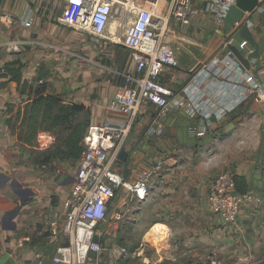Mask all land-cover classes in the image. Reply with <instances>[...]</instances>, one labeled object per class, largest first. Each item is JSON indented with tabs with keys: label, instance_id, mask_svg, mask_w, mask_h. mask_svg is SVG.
<instances>
[{
	"label": "crops",
	"instance_id": "1",
	"mask_svg": "<svg viewBox=\"0 0 264 264\" xmlns=\"http://www.w3.org/2000/svg\"><path fill=\"white\" fill-rule=\"evenodd\" d=\"M64 8L65 0H0V264H26L36 253H42V264H57L52 259L57 241L51 238L50 229L65 216L64 201L77 171L76 166L75 171L67 170L62 175L34 173L30 149L16 141L5 123L8 105H18L26 97L18 91V82L9 69L18 70L30 82L40 71L51 93L88 109L77 115L81 120L88 117V124L127 119V114L110 110L108 105L122 84L121 73L129 66V50L108 40L107 35L94 37L63 24L60 15ZM24 14H29L31 23L24 22ZM200 16L211 21L214 30L208 24L202 28L197 14L188 25L179 26L181 30L177 27L176 65L159 76L175 93L195 65L228 54L226 37L232 29L217 31L209 14ZM246 18L264 61V12L247 13ZM192 27H201V33L190 35ZM192 47L198 49V58ZM249 73L256 75L253 69ZM172 99L184 102L182 94ZM174 105L162 111L147 103L140 110L125 145L127 159L118 163L130 181L150 163L167 157L174 149V139L181 145L197 146L191 140L185 142L183 129L187 126L194 136L199 120L188 114L184 104L178 109ZM156 120L164 125L162 135L147 131ZM208 127L213 135L211 142L220 131L227 134L222 144L231 151L225 157L231 159L230 163L225 160L217 168L228 167L236 191L251 192L260 201L243 205L235 223L219 218L218 227L213 222L200 225L198 210L204 202L208 208V188L192 175L168 171L155 177L143 200L126 188L118 191L95 236L105 250L91 263L122 264L129 252L133 227H146L161 245L162 239L166 241V247L159 250L153 244L145 245L144 264H215L216 244L221 248L222 262L264 261V100L248 99L223 119H211ZM237 141L238 146L250 151L248 160L240 165L232 162Z\"/></svg>",
	"mask_w": 264,
	"mask_h": 264
},
{
	"label": "built area",
	"instance_id": "2",
	"mask_svg": "<svg viewBox=\"0 0 264 264\" xmlns=\"http://www.w3.org/2000/svg\"><path fill=\"white\" fill-rule=\"evenodd\" d=\"M235 2L144 0L141 6L136 0H65L60 15L63 24L94 37L107 34L108 40L129 50V66L121 73L122 84L108 105L110 110L127 114V119L124 122L105 119L87 128L83 137L84 153L64 201L65 216L50 229L51 238L57 241L52 257L55 263L101 264L90 260L105 250L95 236L100 223L107 219L110 202L122 188L143 200L155 177L165 173L161 160L141 169L133 181L116 169L119 151L125 148L145 104H153L162 111L168 110L172 103L177 109L184 104L188 114L199 120L193 133L195 138L202 139L210 134L211 119H223L248 99L264 100V88L257 76L243 69L229 54L195 65L176 93L159 79L165 69L176 65L177 27L189 24L202 9L211 16L216 30L221 31L228 10ZM262 12L264 0H258L250 13ZM22 18L25 23H31L29 14ZM113 18L115 30L111 32ZM175 94H182L184 102H175L172 99ZM147 131L151 135H162L165 128L156 120ZM253 201L259 202L260 197L236 191L233 175L226 171L219 173L208 187V208L226 223H235L241 207ZM41 259L42 253H36L26 264H42Z\"/></svg>",
	"mask_w": 264,
	"mask_h": 264
},
{
	"label": "rangeland",
	"instance_id": "3",
	"mask_svg": "<svg viewBox=\"0 0 264 264\" xmlns=\"http://www.w3.org/2000/svg\"><path fill=\"white\" fill-rule=\"evenodd\" d=\"M136 3H143L144 0H136ZM141 6H144V5ZM116 6V5H114ZM202 9L197 14V20H199L202 28H207L209 25V29L212 30V23L211 21H208L206 18H202L200 15L202 14ZM202 19V20H201ZM114 18L112 19L111 24H113ZM188 25V24H187ZM181 30V27H179ZM201 28V27H200ZM200 28H190L189 34L190 35H196L200 34L201 30ZM201 28V29H202ZM214 30V29H213ZM107 35V34H106ZM196 58L199 57L198 49L196 47H192ZM181 58V56H180ZM203 59H200L202 61ZM179 63V60L177 64ZM176 68V67H175ZM231 130V129H230ZM229 130V131H230ZM65 136V132L60 129H54L49 133H42L40 134L32 143L27 144L25 146V149H30L31 151V160L35 157H40L42 155H45L52 150H54L58 145H61L63 142V138ZM174 136V135H173ZM227 134L225 132L219 133V136L215 139L214 142L208 143L206 145H203L201 147L199 146H190V145H181L180 143H177L176 140H173L174 143V149L172 152L168 154L167 157L161 158L160 160L163 161L165 166V173L170 172L171 170L175 173H186L188 175H192L194 179H196L197 182L204 183L206 187L211 184L213 179L221 172H231L228 167L223 168L219 170L218 164L222 165L224 161L226 160L227 155H231V151L224 149L222 141L225 139H228ZM230 136V135H229ZM229 143V142H226ZM243 143V142H241ZM237 143L234 144V159L232 160L233 164H243L245 163L248 158L250 157V151L249 148H241L238 146ZM227 162L230 163L231 159H227ZM77 160L68 159V160H58L54 163L47 164L46 167H38L34 163V173L35 174H52V175H62L67 172V170H76L77 166ZM172 163V164H169ZM230 165V164H229ZM171 166V167H170ZM172 167H176V169H172ZM116 169L118 172L123 174V170L116 165ZM163 172V173H164ZM164 173V174H165ZM200 176H204V179L202 180ZM198 221L200 225H204L206 222L208 223H214L215 227H218V221H220L219 217L215 214H213L206 206L205 202L202 204L200 203V207L198 210ZM217 216V217H216ZM166 236L165 234L162 235ZM145 243L142 247L140 244ZM153 244L158 250L161 249V246L166 247V241L162 239V244L159 242V238L152 237V233L148 230H146V227L144 229H140L137 227H133L132 231L129 235V252L125 256V258L122 260V264H144L145 260H147L143 253H144V247L145 245ZM221 248L219 245L216 244L215 247V264H225L226 262H222L220 258L221 257ZM109 258V257H108ZM254 264H263L264 261H252ZM226 264H233V263H226Z\"/></svg>",
	"mask_w": 264,
	"mask_h": 264
},
{
	"label": "trees",
	"instance_id": "4",
	"mask_svg": "<svg viewBox=\"0 0 264 264\" xmlns=\"http://www.w3.org/2000/svg\"><path fill=\"white\" fill-rule=\"evenodd\" d=\"M9 72L18 82L20 94L26 96L18 105L7 107L9 116L5 123L16 141L30 144L42 133L60 128L65 132L61 145L40 157L33 156L32 162L38 167H46L58 160L80 159L84 153L83 137L90 124L88 117L81 120L77 115L88 109L82 104L65 102L60 95L51 93L50 84L40 71L31 82L23 79L18 70L9 69Z\"/></svg>",
	"mask_w": 264,
	"mask_h": 264
},
{
	"label": "water",
	"instance_id": "5",
	"mask_svg": "<svg viewBox=\"0 0 264 264\" xmlns=\"http://www.w3.org/2000/svg\"><path fill=\"white\" fill-rule=\"evenodd\" d=\"M258 0H236L225 17L224 31L232 33L226 37V48L229 56L239 62L240 66L247 70H255L257 78L264 83V61L260 59L261 47L256 41L251 29L247 25L246 14L250 13L257 5ZM229 128L226 127V130ZM181 140L182 136L178 135ZM183 138L185 142L191 140L192 144L203 146L213 140L212 135L193 141L194 136L187 130L183 129ZM128 152L122 148L118 154V162L126 161ZM99 229L96 230V234Z\"/></svg>",
	"mask_w": 264,
	"mask_h": 264
},
{
	"label": "bare ground",
	"instance_id": "6",
	"mask_svg": "<svg viewBox=\"0 0 264 264\" xmlns=\"http://www.w3.org/2000/svg\"><path fill=\"white\" fill-rule=\"evenodd\" d=\"M114 30H115V24L113 23V24H111V26H110V31L111 32H114ZM211 135V134H210ZM206 137V136H205ZM212 137H213V135H212ZM204 138V137H203Z\"/></svg>",
	"mask_w": 264,
	"mask_h": 264
}]
</instances>
